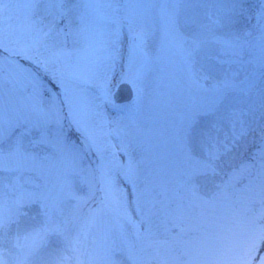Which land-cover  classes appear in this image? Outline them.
Instances as JSON below:
<instances>
[{"label":"snow or ice","instance_id":"obj_1","mask_svg":"<svg viewBox=\"0 0 264 264\" xmlns=\"http://www.w3.org/2000/svg\"><path fill=\"white\" fill-rule=\"evenodd\" d=\"M0 264H264V0H0Z\"/></svg>","mask_w":264,"mask_h":264},{"label":"rangeland","instance_id":"obj_2","mask_svg":"<svg viewBox=\"0 0 264 264\" xmlns=\"http://www.w3.org/2000/svg\"><path fill=\"white\" fill-rule=\"evenodd\" d=\"M114 115V114H113Z\"/></svg>","mask_w":264,"mask_h":264}]
</instances>
